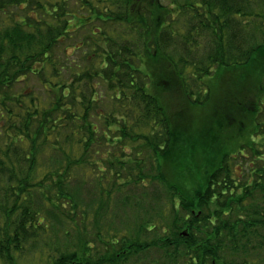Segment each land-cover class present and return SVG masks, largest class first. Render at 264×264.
I'll return each instance as SVG.
<instances>
[{"label":"trees","instance_id":"trees-1","mask_svg":"<svg viewBox=\"0 0 264 264\" xmlns=\"http://www.w3.org/2000/svg\"><path fill=\"white\" fill-rule=\"evenodd\" d=\"M166 1L0 0V264L30 263L45 218L83 207L84 177L99 224L108 170L114 188L165 183L141 194L168 195V231L97 257L86 240L58 254L45 240L49 264H134L151 246L147 264H264V0ZM182 132L210 158L188 192ZM247 147L262 161L243 180Z\"/></svg>","mask_w":264,"mask_h":264},{"label":"rangeland","instance_id":"rangeland-1","mask_svg":"<svg viewBox=\"0 0 264 264\" xmlns=\"http://www.w3.org/2000/svg\"><path fill=\"white\" fill-rule=\"evenodd\" d=\"M168 2V0L166 1ZM165 3V2H164ZM69 5L72 6V2L69 3ZM107 28H110V30H113V25L110 24H104ZM121 34V28H117L115 34ZM86 31L82 32V35H85ZM258 58L254 60L252 63H258L254 66V69L252 67V70L254 74L256 73L259 66L261 68L264 66V58H260L258 61ZM257 61V62H256ZM105 90H103L104 92ZM178 101L177 97L172 98V102ZM171 102V103H172ZM170 103V99H169ZM177 103V102H176ZM108 106L112 109L113 103H108ZM110 109V110H111ZM172 109L174 110V122L183 120V114L179 112V105L172 103ZM262 123L264 124V116H262ZM99 123H103L102 119L99 120ZM102 126V124H100ZM176 126V124H175ZM105 126H103L104 128ZM102 128V129H103ZM186 135V134H185ZM254 136V135H253ZM180 139H177L174 143L176 146V149L179 151H185L189 150V155H191V159L195 162L193 166L186 165L183 167V169H180L179 171L185 178V189L188 192V190L192 189V186L195 182L197 184L196 177L207 170L208 163L210 161V158L207 154L203 153L202 151L197 153L196 150H193L191 146L192 138H186L184 136V132L179 135ZM256 137H259L256 135ZM223 141V139L221 140ZM196 143V142H194ZM200 144V143H199ZM258 148H261L262 145H257ZM119 148V147H118ZM117 148V149H118ZM218 149V148H217ZM130 149H126V153H129ZM261 151V149H260ZM262 152H264V147L262 148ZM119 153V151H117ZM125 153V155H127ZM120 154V153H119ZM234 154V153H233ZM232 154V155H233ZM247 158L243 157V163L244 166L239 165L237 166V172L240 177L243 178V180H246V177L249 175V168L248 166L258 165L261 166V158H257L258 155L252 154V149L247 147ZM264 158V154L262 155ZM236 157V156H234ZM255 160V162L252 164V161ZM182 164V163H181ZM262 164H264V161H262ZM246 165V166H245ZM115 170V168H112ZM125 177L123 179L128 180L126 177H130L132 179V176L128 174L129 169L127 168L125 170ZM137 171V170H135ZM110 173V177L108 179H103L102 183L103 186L109 190V196H111L110 201V210L105 214V216L100 217L99 224L95 223L94 220V213L97 211V201L94 202L93 207L92 205L88 206L89 197L92 195V191L90 190V186L86 184V182H89L88 177H84L86 179L85 186L88 187V192L84 193L82 192L83 201L82 205L83 207H80L77 210H70V215L66 216L62 215V223L57 224L54 221H52L48 216L45 218V224L48 223L47 231H45V235L42 238L41 242L39 243L36 250H34L33 254H26L27 261L30 262L29 264H49L50 260L52 258L48 257L49 251L47 249L42 250L45 247V240L52 244L54 247V251L58 254L60 251L64 250H73L75 251L76 248L79 247L82 240H86L88 243L92 244V248L89 250L91 251V254L95 257L99 255H109L108 249L105 247L106 243L113 240L118 239L121 241H124L123 238L129 241H138V242H147L150 240L155 239L159 234H163L162 229L166 228L168 231L169 226L171 225V217L170 215H173L171 207L168 205V203H165L168 199V195H165L161 201L162 203H159V198L151 196L152 199L149 196H146L144 194H141V191L145 192L144 190H147L149 194H152L156 192L157 186H159L162 190H165V183H160L158 179H155L154 176H151V180L149 182L144 183L143 185H139L138 187H130L129 184L122 183L121 185L118 184V188L111 187L110 184L114 182L116 179V174L112 170H108ZM198 172V173H196ZM134 173V171H133ZM112 179L109 180V179ZM93 180H91V183ZM123 186L122 188H120ZM96 190V188H95ZM96 193H99V188H97ZM97 198L99 197L96 195ZM132 199L130 202H123L124 200ZM139 201L138 204L135 202ZM248 203V202H247ZM159 204V205H158ZM162 204V205H161ZM157 205V206H154ZM46 208H52L50 205H44ZM85 207V208H84ZM66 210V209H65ZM83 210H87L88 214L85 218L81 219V212ZM96 214V213H95ZM82 220V221H81ZM143 224L147 229L141 230L140 226ZM155 225L154 228L152 226ZM100 233L101 236L97 237V233ZM118 247V246H117ZM57 249V251L55 250ZM42 250V251H40ZM53 250V249H52ZM60 250V251H59ZM161 253V250L159 247H149L145 252L136 255L133 260H135L134 264H147L149 263V260L154 257H158ZM51 255L54 254V252L50 253Z\"/></svg>","mask_w":264,"mask_h":264}]
</instances>
